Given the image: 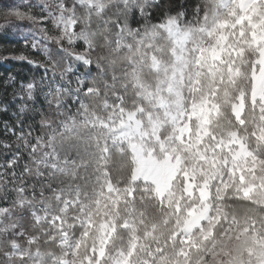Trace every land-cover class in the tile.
Wrapping results in <instances>:
<instances>
[{"label": "clouds", "instance_id": "1", "mask_svg": "<svg viewBox=\"0 0 264 264\" xmlns=\"http://www.w3.org/2000/svg\"><path fill=\"white\" fill-rule=\"evenodd\" d=\"M0 264H264V0H0Z\"/></svg>", "mask_w": 264, "mask_h": 264}]
</instances>
